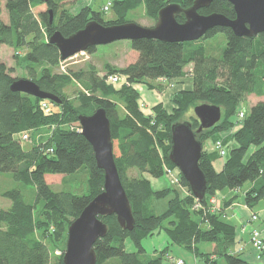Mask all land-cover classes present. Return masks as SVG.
Returning a JSON list of instances; mask_svg holds the SVG:
<instances>
[{
  "label": "trees",
  "instance_id": "trees-1",
  "mask_svg": "<svg viewBox=\"0 0 264 264\" xmlns=\"http://www.w3.org/2000/svg\"><path fill=\"white\" fill-rule=\"evenodd\" d=\"M2 1L8 24L2 19ZM68 1L0 0V48L5 45L19 53L26 51L22 61L28 77L42 91L62 101L56 104L13 92L11 85L16 80L12 77L13 70L0 63V173L11 174L18 184L30 186L34 192L32 201L25 198L20 188L2 194L10 204L6 210L0 207V264H64L63 256H54L53 250L66 246L70 225L104 190V172L97 167L93 148L81 134V126H73L79 123L80 116H91L99 109L106 111L111 123L116 165L136 224L133 231H127L120 227L116 216L99 217L107 225L108 234L94 246L96 264H165L166 261L172 264L171 259L182 260L171 257L168 247L153 254L147 252L143 241L161 232L170 245L192 251L196 264H251L242 254L232 252L236 226L226 214L237 196L220 202L219 207L214 202L218 193L230 190L238 194L247 184L251 187L243 191L246 193L242 204L254 211L264 201V102L253 105L243 119L239 117L243 112L241 104L249 94L264 97V34L256 38L237 37L228 28H215L191 43L136 40L131 42V48L138 53L137 60L123 69L111 68V76L119 74L128 85L115 90V85L108 80L107 84L94 67L86 72L56 74L54 70L62 60L58 48L49 41L51 36L59 31L69 38L93 20L104 26L125 24L129 15L141 8L149 19L157 22L164 7L177 4L188 9L195 0H114L111 11L115 18L107 21L104 12L93 8L70 14L68 8L73 4L69 5ZM50 10L54 15L52 24ZM199 13L236 18L233 6L224 0H215ZM177 21L184 23L185 17L181 15ZM221 33L227 39L222 57L208 56L203 41ZM95 51L96 47H91L86 52ZM188 75L193 87L175 94L171 113L158 105L149 116L139 108V93L134 85L147 84L153 88L151 82ZM74 81L85 92L72 102L67 100L65 90ZM119 103L123 105L124 115ZM201 104L222 110L220 123L197 134L203 146L208 140L215 142L213 150L203 147L199 162L207 180L204 200L193 196L182 175L180 185L189 193L185 196L171 188L154 190L149 179L130 177L128 172L136 170L161 179L166 175V166L177 169L169 160L171 128ZM191 121L196 132L199 121L194 116ZM53 125L56 130L49 142L35 143L38 130ZM226 133L234 143L230 151L226 140L219 139ZM25 135L27 141L23 140ZM32 141L35 144L25 150L22 143ZM217 141L229 151L220 172L213 166L216 159H221L216 150ZM85 172L86 191L78 194L75 188L84 183L81 177ZM55 175L65 177L64 188L59 192L47 183V177ZM161 200H168V206L157 214L155 203ZM128 240L134 244L135 252L126 250ZM211 245L215 247L213 252L202 248Z\"/></svg>",
  "mask_w": 264,
  "mask_h": 264
},
{
  "label": "water",
  "instance_id": "water-1",
  "mask_svg": "<svg viewBox=\"0 0 264 264\" xmlns=\"http://www.w3.org/2000/svg\"><path fill=\"white\" fill-rule=\"evenodd\" d=\"M214 1L195 0L188 9L170 4L159 12L156 25L152 28L129 22L104 26L93 20L69 38L56 31L49 41L58 48L61 60L66 61L91 47L97 48L119 41L152 39L164 43H191L201 40L215 28H228L237 37L256 38L264 34V0H224L233 6L236 13L234 20L217 13L207 16L199 13V10L208 8ZM49 14L52 24L53 12L50 10ZM181 15L185 17L184 23L177 21V17ZM11 90L56 104L62 102L59 97L42 91L32 80H15ZM194 114L200 124L196 132L190 122H179L172 126L169 160L180 171L193 196L203 201L206 196L207 180L199 166L203 143L197 139V134L220 123L222 110L217 106L201 104L194 108ZM79 123L81 134L93 148L97 167L104 172V190L70 225L63 262L96 264L94 246L99 239L105 238L108 234L107 225L99 217L116 216L120 227L127 231H133L136 222L116 165L111 123L106 111L99 109L91 116H80Z\"/></svg>",
  "mask_w": 264,
  "mask_h": 264
},
{
  "label": "rangeland",
  "instance_id": "rangeland-1",
  "mask_svg": "<svg viewBox=\"0 0 264 264\" xmlns=\"http://www.w3.org/2000/svg\"><path fill=\"white\" fill-rule=\"evenodd\" d=\"M114 0H69V5L73 4L72 7H69V13L70 14H77L79 11L83 8H93L94 11L102 12V8L107 3H112ZM2 19L4 23L8 24V15L5 10V2L2 1ZM46 9V8H45ZM103 18L107 20H112L115 18V15L113 14V11H110L107 14H103ZM54 20V15H53ZM129 23H136L140 26L146 27V28H152L156 25V21L149 19L146 16V12L144 8L138 9L136 12L131 13L129 15ZM203 45L206 48V52L208 56L221 58L223 55V52L227 46V39L224 34H218L215 37L211 39H206L203 41ZM26 51H20L17 52L12 48H9L7 46H2L0 48V63L4 64L5 67L9 70H13L12 77L16 80L18 79H27L31 80L28 77L27 71L25 69V64L22 61V58L25 56ZM138 58V53L132 50L131 48V42L128 41H119L112 43L110 45L105 46H98L96 48V51L93 54H89L87 52L78 53L74 55L73 57L69 58L66 61H62L60 65L55 68L54 72L56 74H69V73H79V72H86L91 67H94L101 77H105V82L107 83L108 77L111 76L110 71L111 68L114 69H123L127 67L128 65L134 63ZM188 71L190 70V67L187 68ZM119 75V74H118ZM127 80L121 79L119 84L114 86L115 90H120L122 87L126 86ZM108 84V83H107ZM153 88L148 86L147 84H137L134 85L133 88L139 93V100H138V106L141 110H143L145 115L152 116L154 113V108L158 105L164 107L168 113H171L172 110L175 108L174 103L172 102V98L175 96V94L181 92V91H187L192 89L193 83L192 79L189 77V75L186 78L182 79H174V80H157L156 82H151ZM128 86V85H127ZM126 86V87H127ZM85 92V89L80 85V83L74 81L71 86H69L65 90V95L68 101H76L78 95L80 93ZM116 100V99H115ZM258 102H264V97H257L254 94H249L246 97V100L241 104L240 109L245 113V115L250 114L251 108L253 105L257 104ZM119 105V110L121 111V114L124 115V108L121 103ZM199 106V105H197ZM44 108L46 105L43 106ZM196 107V106H195ZM194 107V108H195ZM48 108V107H47ZM194 108L190 111L189 115H186L182 122H190L191 117H195L194 114ZM196 118V117H195ZM236 120V119H235ZM238 124L240 121H237ZM80 123H74L73 126L78 127ZM69 127V126H66ZM76 127H73L76 128ZM72 127H70L71 129ZM56 130L55 125L44 127L38 130V136L35 137V143L40 141L49 142V140L52 138L54 132ZM224 138L227 142V146L229 148V151L231 148H233L234 143L230 140L229 133L221 135L219 139ZM33 141L31 143H22V146L25 150L31 149L32 145L35 144ZM214 140H208L203 147L207 150H212V147L214 146ZM32 144V145H31ZM228 151V153H229ZM116 153L118 154L117 150ZM250 154V153H249ZM222 159V158H221ZM226 160V159H225ZM171 170L169 174H166L161 179H154L150 177L148 174L140 173L136 170H131L128 172V175L130 177H143L145 179H149L151 183H153V189L154 190H165L166 188H171L175 190H179V192H184V188L180 185V176L181 173L178 169L167 167L166 171ZM172 173V174H171ZM83 176L81 179H85L84 183L80 187H76L75 189H78L76 192L78 194L84 193L85 190V183L88 178V174L85 172L82 174ZM64 176L62 175H55V176H48L47 177V183L57 192L61 191L62 188H64ZM23 185L18 184L11 174H4L0 173V207L4 210L8 209L10 201L3 197L2 194L5 191L14 189V188H20L25 196V198L28 201H32L34 199V192L32 191V187H22ZM249 184L245 185L242 189L241 193H238L235 195L237 198L234 200L236 203L242 204L243 203V195L246 192V189H248ZM72 191V190H69ZM188 191V190H187ZM73 192V191H72ZM230 190H226L225 193H229ZM189 195V193H188ZM220 202L222 200H219ZM215 201L214 204L219 207L220 202ZM219 204V205H218ZM237 205V207H238ZM260 205L264 206V201L260 203ZM168 206V200H161L157 201L155 203V211L157 214L163 213ZM259 207V206H258ZM257 207V208H258ZM229 209V208H228ZM227 209V210H228ZM259 219L260 214L253 212ZM229 218V215L226 214ZM253 215V214H252ZM251 215V216H252ZM251 216H248L247 224L249 223ZM233 225L237 227V221L234 219L233 221L231 219H228ZM240 222L241 223H245ZM259 221L256 222H250V226L253 224L257 225ZM257 227V226H256ZM242 229H244L242 227ZM253 230H258L257 228H252L250 231V240H251V232ZM261 232V231H260ZM263 234V233H262ZM264 236V234H263ZM143 245L147 252L149 254H153L157 250H164L167 247L169 248V255L171 257L179 258L185 261L186 264H196L194 259V254L192 251L184 249L179 246L170 245L169 240L164 232H161L160 234H157L153 237H149L146 240L143 241ZM236 245V244H235ZM233 246L232 252L234 254H246V248L243 247H236ZM246 247V246H245ZM206 252H213L215 247L212 246H203L202 247ZM66 250V246L62 249H55L53 250L52 254L56 257L64 256ZM126 250L128 252H135L134 244L130 240L126 242ZM252 260L255 261V264H264V253L262 255H258L256 251L253 250L252 246L250 249ZM250 260V259H249ZM200 261V260H199ZM202 263V262H200ZM165 264H169V262H165Z\"/></svg>",
  "mask_w": 264,
  "mask_h": 264
},
{
  "label": "crops",
  "instance_id": "crops-1",
  "mask_svg": "<svg viewBox=\"0 0 264 264\" xmlns=\"http://www.w3.org/2000/svg\"><path fill=\"white\" fill-rule=\"evenodd\" d=\"M238 129H239V127L235 130H238ZM212 150H213V147H212ZM225 161L226 160L218 158L213 162V166L217 172L222 171L224 164H225ZM152 185H153V183H152ZM250 187H251V185L249 186V188ZM180 193L185 196L188 194V191L186 189H184V192L183 193L180 192ZM236 194L237 193L233 192V191H230L229 193H225V191H224V192L217 194L216 200L217 201L222 200L221 202L225 203V202H228L229 200L233 199ZM237 205H238V203H236V201H234V203H232V205H230L228 207L229 209L227 211L228 215H229L228 219H231L232 221L234 219H236V221H237L236 239H235L236 245L235 246L237 248L244 246V248H246L247 253L242 255V258L251 264H255V261H253L251 259L252 257L249 256L251 254V252H250V249H251L250 231L252 228H256V229L258 228L259 231H261V233L264 234V206L259 204V207L254 209V211H253V210L247 208L246 206H244L243 204H239L238 207H237ZM253 212L260 214V219L258 220L259 222L257 225L253 224L252 226H250L251 224L250 223L247 224L246 222L248 220V216L249 215L251 216L252 214H254ZM239 221L240 222L246 221V222L238 224ZM242 227L244 229H242Z\"/></svg>",
  "mask_w": 264,
  "mask_h": 264
},
{
  "label": "built area",
  "instance_id": "built-area-1",
  "mask_svg": "<svg viewBox=\"0 0 264 264\" xmlns=\"http://www.w3.org/2000/svg\"><path fill=\"white\" fill-rule=\"evenodd\" d=\"M90 1H92V0H90ZM111 7H112V4L111 3H107L103 7L102 12H104L105 14L109 13L111 11ZM121 79L122 78L119 77L118 75H112V76H110L108 78V83L113 84V85H117V84H119ZM161 80H163V81L165 80L166 81L167 79L163 78V79H160V81ZM239 117H240V119H243L245 117L244 112H241L239 114ZM80 132H81V130H80ZM23 140L27 141L28 140V136H26V135L23 136ZM216 150L219 152V155L221 156V158L225 159V158L228 157V150L223 145V143L221 141H217L216 142ZM170 172H172V171L168 170V171H166V174H169ZM258 220H259V218L255 214H253L251 216V219H250L249 223L250 222H256ZM250 243H251V246H252L253 250L256 251L258 255H262L264 253V236H263V234L260 231L253 230L251 232ZM237 254H238V252H237ZM171 262H172V264H184V262L182 260H176L175 261V260L171 259Z\"/></svg>",
  "mask_w": 264,
  "mask_h": 264
},
{
  "label": "clouds",
  "instance_id": "clouds-1",
  "mask_svg": "<svg viewBox=\"0 0 264 264\" xmlns=\"http://www.w3.org/2000/svg\"><path fill=\"white\" fill-rule=\"evenodd\" d=\"M103 9V8H102Z\"/></svg>",
  "mask_w": 264,
  "mask_h": 264
}]
</instances>
